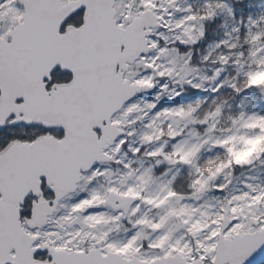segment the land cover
<instances>
[{
  "label": "snow or ice",
  "instance_id": "1",
  "mask_svg": "<svg viewBox=\"0 0 264 264\" xmlns=\"http://www.w3.org/2000/svg\"><path fill=\"white\" fill-rule=\"evenodd\" d=\"M255 7L0 0V264H264Z\"/></svg>",
  "mask_w": 264,
  "mask_h": 264
},
{
  "label": "trees",
  "instance_id": "2",
  "mask_svg": "<svg viewBox=\"0 0 264 264\" xmlns=\"http://www.w3.org/2000/svg\"><path fill=\"white\" fill-rule=\"evenodd\" d=\"M251 2L256 5V7L253 9L254 11H259L260 10V5H264V0H251ZM263 98L264 100V97H261V99ZM263 105V104H261ZM264 106V105H263Z\"/></svg>",
  "mask_w": 264,
  "mask_h": 264
},
{
  "label": "rangeland",
  "instance_id": "3",
  "mask_svg": "<svg viewBox=\"0 0 264 264\" xmlns=\"http://www.w3.org/2000/svg\"><path fill=\"white\" fill-rule=\"evenodd\" d=\"M246 103L248 104L249 107L259 106L256 96L251 97L250 102H246ZM261 171H264V169H261Z\"/></svg>",
  "mask_w": 264,
  "mask_h": 264
}]
</instances>
